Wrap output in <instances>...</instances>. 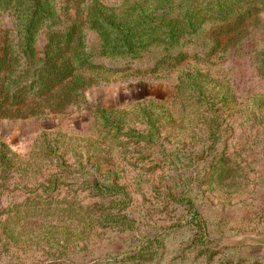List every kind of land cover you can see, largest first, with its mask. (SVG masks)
Segmentation results:
<instances>
[{
    "label": "rangeland",
    "instance_id": "374dc122",
    "mask_svg": "<svg viewBox=\"0 0 264 264\" xmlns=\"http://www.w3.org/2000/svg\"><path fill=\"white\" fill-rule=\"evenodd\" d=\"M156 1L50 0L30 49L44 64L25 80L20 18L0 11V264H264V244L243 242L264 236V0H196L206 18L177 42L109 51L89 9ZM194 69L221 75L220 103L202 77L182 83ZM132 99L171 120L141 114L114 134L112 107ZM220 106L226 138L202 141ZM104 180L124 187L134 230L87 224ZM149 237L151 260H121Z\"/></svg>",
    "mask_w": 264,
    "mask_h": 264
},
{
    "label": "trees",
    "instance_id": "16d2710c",
    "mask_svg": "<svg viewBox=\"0 0 264 264\" xmlns=\"http://www.w3.org/2000/svg\"><path fill=\"white\" fill-rule=\"evenodd\" d=\"M195 3H197L196 0H180L179 3L172 0H157L154 4L151 3V5L144 8H142L140 2H132L120 7H109L104 5L94 6L92 9H89V11L95 22L101 26V29H103L109 39L107 42V49L111 52H120L141 48L155 41H165L166 43L173 44L177 42L184 33L194 32L206 18L204 12L198 13V4ZM51 8L50 0H0V11L7 10L12 14L16 13L17 17L19 16L20 18L19 38L28 56L26 63V65H28L27 69H25L20 76L22 80H25V75L31 72L30 70L34 62H41L44 64L43 58L34 57L30 49L36 28L43 20L51 16ZM68 30L71 31L70 29ZM206 41L208 42L207 37L201 39L203 46H205ZM238 49L236 50L234 58V66L237 64L241 66L242 60L237 58ZM246 67H249V64H247ZM244 70L245 71H243V69H236V73L232 78L235 84H233V87H237V80L243 77L246 78L248 71L246 68ZM244 72L245 75L240 76ZM192 73L193 74L182 72L180 74L179 78L182 80L183 84L189 82V79H185V75L187 78L188 76L194 75L191 77L193 79L202 77L201 79H203L204 83L206 82L207 85H209V83L213 85L207 90V92L210 93V98L217 100V104L223 100L220 97V91L217 90L221 78L220 74L213 75L209 71L201 72L198 69H194ZM245 80L247 82L249 81L248 78ZM201 87L202 84L195 85L194 88L201 91ZM217 97H219V99ZM124 101L121 105L127 103V100ZM168 106L161 105L160 108L163 110L156 113L154 109V111H152L153 113H149L146 111V107L141 106L138 99H132L126 106H121L120 108L112 107V111L115 113L113 116L114 120H112V125L116 129L114 130V134L120 131V124H123L125 119L128 124L134 122L135 118H142L140 117L141 114H151L153 117L156 116L154 119L155 121L157 119L163 125H165V123L167 124L172 116V114L170 116L171 111L169 110L171 109H169ZM144 110L146 111L145 113L143 112ZM221 112L222 106L204 117L207 124L204 128L205 130H203L204 136L202 141H221L226 138V131L224 129L226 120ZM130 115L134 116V118H127ZM157 133H160V129L155 125V128L147 134L151 136L152 134L157 135ZM101 183L102 185L98 183H95V186L93 185V187L96 188L94 193L97 197L106 198L109 201L103 203L101 206L92 208L91 212L95 211L93 213L95 217L92 218L89 215L91 219L89 218L87 220V224L95 222L102 228H108L119 232L134 230V220L124 214L125 206L128 203L127 193L124 187L115 182L108 183L105 180ZM174 199L177 200L178 203L183 204L187 212L199 217L197 209L192 204L190 197L179 194L176 195ZM83 214L88 216L87 210H84L80 215ZM198 222L201 223L200 220ZM201 225H198V227H202ZM200 235L204 237L205 233L202 232ZM153 243L161 246L160 241L156 237H149L144 242L146 246L140 245L135 250L123 256L121 260L139 263L140 261L151 260L153 254L156 253L152 249ZM8 264L21 263L15 262Z\"/></svg>",
    "mask_w": 264,
    "mask_h": 264
},
{
    "label": "water",
    "instance_id": "95a60500",
    "mask_svg": "<svg viewBox=\"0 0 264 264\" xmlns=\"http://www.w3.org/2000/svg\"><path fill=\"white\" fill-rule=\"evenodd\" d=\"M243 242H250V243H255V244H264V236H259V237L249 236V237H245L243 239Z\"/></svg>",
    "mask_w": 264,
    "mask_h": 264
}]
</instances>
